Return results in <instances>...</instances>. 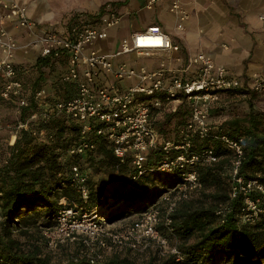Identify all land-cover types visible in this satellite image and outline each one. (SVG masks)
<instances>
[{"label":"built area","instance_id":"obj_1","mask_svg":"<svg viewBox=\"0 0 264 264\" xmlns=\"http://www.w3.org/2000/svg\"><path fill=\"white\" fill-rule=\"evenodd\" d=\"M158 1L147 0L145 6L151 8ZM0 8V100L10 101L18 115L21 108L29 104L22 78V73L27 70L20 73L15 53L18 49L33 48L36 59H49L52 64L63 66L59 74L62 82L76 84L72 96L56 100L51 106L56 113L68 114L80 125V137L68 147L69 155L86 154L95 147L92 136H104L110 141L112 151L119 160L117 166L128 159L131 161L133 179L148 169L152 174L174 170L181 174V181L162 194L163 214L161 206L153 203L140 212L136 220L124 226L111 225L96 209L82 211L73 206L62 207L56 214L54 224L43 230L46 246L55 250L72 245L78 252L71 253L69 258L76 260L84 256L91 263L104 259L106 251L114 247L143 250L152 246L162 254L168 252L175 254L176 259H182L176 246L169 247L158 224L163 221L169 225V215L176 202L202 187L195 164H210L218 159L211 147L202 151L191 150V134L205 137L209 133L208 112L221 91L238 90L243 96L262 93L264 77L255 75L244 81L230 77L223 66L216 65L204 52L189 55L187 63L179 68L161 64L155 69H148L143 65L131 66L126 62L114 65L113 59L123 53L178 51L180 46L159 25L154 24L123 38L117 52L100 51L96 47L99 31L114 27L120 20L119 13L113 9H102L89 18L67 20L57 30L51 28L52 25L47 28L39 26L17 0H0ZM169 9L175 15L176 27L182 30L189 17L187 9L181 0H170ZM6 22L22 28L30 38L24 44L18 42ZM109 74L114 79L127 78L132 82L122 88L102 81V76ZM44 95L45 90L38 89L31 93V98L36 100ZM142 96H149V100L141 99ZM183 100L190 105L187 129L191 132L181 133V141H165L161 147L164 152L162 160L158 165L148 168L145 165L148 151L157 147L156 133L152 127L154 109L160 112L174 111ZM1 116L0 111V129L3 126ZM17 128L26 129L27 121H19ZM15 137L13 133L8 142L13 143ZM217 137L231 154L230 196L233 198L241 195L240 212L243 221L255 222L264 211V182L240 174L244 159L241 137L232 138L226 133ZM172 148L178 151L176 155H170ZM71 174L78 192L82 198H87V174L78 163L72 165Z\"/></svg>","mask_w":264,"mask_h":264},{"label":"trees","instance_id":"obj_2","mask_svg":"<svg viewBox=\"0 0 264 264\" xmlns=\"http://www.w3.org/2000/svg\"><path fill=\"white\" fill-rule=\"evenodd\" d=\"M33 66L37 73L30 83L27 82L29 73L25 75L29 104L21 108L16 119L15 140L11 144L5 140V144L0 145V264H205L216 256L224 258L227 264H264V211L255 222L243 221L241 195L230 196L231 154L217 137L221 133L232 138L241 137L244 159L240 174L264 182V112L253 106L252 95L243 96L238 90L221 91L219 94L235 97L236 100L226 103L236 102L230 109L233 105L245 107L243 113L220 120L225 111L228 113L230 105L212 104L207 119L209 133L205 137L191 134V150L202 151L211 147L218 157L210 164H195L202 187L176 202L169 215V225L163 221L158 224L163 235L169 228L167 236L178 239L176 246L182 259H176L175 254L169 253L160 260L151 255L147 261L138 263L129 253L114 251L101 261L91 263L84 256L76 260L69 258L71 253L78 252L76 248L65 253L59 261L43 252L46 245L44 235L38 241L30 240L29 228L39 230L41 226H52L62 207L73 206L82 211L96 209L107 220L124 216L132 210L142 212L154 203L158 193L162 191L163 194L180 182L181 174L178 170L152 174L148 169L133 179L131 161L128 159L117 166L119 160L104 136L93 135L95 147L86 154L64 158V151L80 137V125L68 114L56 113L51 106L56 100L72 96L76 84L62 82L59 75L53 77L50 73L48 76L53 78L47 79L43 69L54 68L49 59L38 58L34 64H19L17 67L21 73L25 70L29 72ZM38 89H44L45 95L34 100L31 93ZM141 99L149 100V96H142ZM3 106L13 107L10 101L0 100V107ZM7 109V113L1 116L3 123L10 115ZM152 118L157 147L148 151L145 162L148 168L162 160L164 152L161 147L165 141H181V133L191 132L187 129L190 105L183 100L174 111L160 113L154 109ZM19 121H27V128H17ZM169 153L176 155L178 151L172 148ZM74 163H78L87 174L89 192L85 199L72 180L71 167ZM102 166L116 171L117 179H113L115 187L90 183L89 168L96 171ZM156 181L161 183L160 189L153 187ZM160 206L163 214V204ZM219 210L223 212L218 213ZM14 225L19 226L17 231H14Z\"/></svg>","mask_w":264,"mask_h":264},{"label":"crops","instance_id":"obj_3","mask_svg":"<svg viewBox=\"0 0 264 264\" xmlns=\"http://www.w3.org/2000/svg\"><path fill=\"white\" fill-rule=\"evenodd\" d=\"M17 1L39 26L47 28L52 25L51 28L57 30L67 20L89 18L102 9L116 10L120 15L117 25L101 29L96 39V47L104 53L117 52L123 38L154 24L159 25L180 46L178 51L123 53L113 59L114 65L126 62L131 66L143 65L148 69H155L161 64L179 68L187 63L189 55L204 52L216 65L223 66L230 77L243 81L255 75L264 77V18H261L264 16V0H181L189 13L182 30L176 27L175 15L169 9L170 0H159L151 8L145 6L147 0ZM6 26L18 42L24 44L30 38L22 28L11 22H6ZM15 59L18 64H34L37 60L36 52L30 47L18 49ZM44 69L54 77L64 68L54 64L53 69ZM29 72L22 74L24 82ZM102 81L122 88L132 82L127 78L114 79L110 74L103 75Z\"/></svg>","mask_w":264,"mask_h":264},{"label":"rangeland","instance_id":"obj_4","mask_svg":"<svg viewBox=\"0 0 264 264\" xmlns=\"http://www.w3.org/2000/svg\"><path fill=\"white\" fill-rule=\"evenodd\" d=\"M118 34L120 35V33H118ZM143 64H145L144 61H143ZM32 69L30 68V72L28 74L27 82L29 81V83L34 78V76L36 75V73L33 75V72H37V71H35L34 66ZM43 72L45 74V77L48 79L49 76L47 74V70L43 69ZM54 77H56V76H54ZM49 78H53V77H49ZM251 97H252L251 99H252L253 106L258 111L264 112V91L262 93L252 94ZM234 99H235V97L225 96V94H220L218 100H216L212 104L225 105L224 103H226L227 101H230V100H234ZM233 103H236V102L226 103V104L230 105V107H228V110H227L228 113H226V111H225L221 115V117H219L220 120L231 117L232 115H234L236 113L241 114L245 111V107L239 106V105H233L232 109H230L231 105ZM7 108H9L10 115H9V118L6 121H4V123L2 122L3 126L0 129V145L5 144V140L9 141L11 135L14 133V131H16L15 124H16V119L18 117V114L15 113L14 108L13 107H6V106L0 107L1 115H2V113H5V112L7 113V111H8ZM1 119H2V117H1ZM68 155L69 154H68L67 149H66V151H64V153H63V157L66 158V157H68ZM111 179L112 180L117 179L115 170L107 169V168H105V166L99 167V169L96 171L89 168V180H90L91 184H94V185L98 184L99 185V184L105 183L107 188L109 186L115 187L116 181L113 180L114 181L113 182ZM153 187L156 189H158V188L160 189L161 183L156 181V182H154ZM161 197H162V191L160 193H158L154 203H157L160 205L162 203ZM139 213H140L139 211L132 210L130 212L125 213L124 216L123 215L118 216V217L111 219V220H107L103 215H101V217L105 221L110 223L111 225L124 226V225L130 224L131 222L136 220V218L139 216ZM46 227H48V226H41L38 228L39 230H34L33 227L29 228V231L31 232V236L28 235V238L30 240H33V241H38V240L42 239V235H44L43 230ZM18 228H19V226L14 225V231H17ZM168 230H169V228L164 231L165 236L167 238L168 245H169V247L176 246L178 244V239L174 236L168 237L167 236L169 234ZM22 239H26V238L22 237ZM192 239H190V240H192ZM60 248H62V247H60ZM60 248H58V249H60ZM73 248H74V246L69 245V246L63 247L60 250H58V249L52 250L45 245L43 247V252L50 254L53 260L59 261L65 256V253L67 254L69 252H72ZM114 251L121 252L122 254L129 253V255L131 257H134L138 263H142V262L147 261V259L150 258L151 255L157 256L160 260L162 257H165L169 254L168 252H165L164 254H162L155 247L149 246V248H146L143 250H137V251H127L125 249H120V248L111 249V250L106 251L105 256H107V257L110 256ZM226 262L227 261L224 258L216 256V257L212 258L211 260L207 261L205 264H227Z\"/></svg>","mask_w":264,"mask_h":264}]
</instances>
